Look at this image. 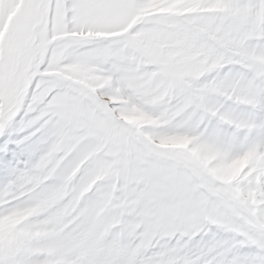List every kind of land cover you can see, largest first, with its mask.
<instances>
[{"label":"snow or ice","instance_id":"obj_1","mask_svg":"<svg viewBox=\"0 0 264 264\" xmlns=\"http://www.w3.org/2000/svg\"><path fill=\"white\" fill-rule=\"evenodd\" d=\"M134 20L135 28L118 34ZM143 37L166 67L170 53L192 45L214 60L211 74L181 83L173 114L209 149L251 157L237 183L123 125V106L106 104L68 70L99 76L109 95L131 105L137 92L127 53ZM258 57L264 0H0V217L30 213L0 238V264H264ZM101 148L125 191L110 243L112 222L98 220L104 202L89 191Z\"/></svg>","mask_w":264,"mask_h":264},{"label":"clouds","instance_id":"obj_2","mask_svg":"<svg viewBox=\"0 0 264 264\" xmlns=\"http://www.w3.org/2000/svg\"><path fill=\"white\" fill-rule=\"evenodd\" d=\"M175 4H197L200 0H171ZM222 0H215L217 6ZM155 11H164L157 9ZM153 12L147 13L152 15ZM136 27V21L122 29L118 34H124ZM136 35V33H133ZM154 41L143 37L142 41L129 48L127 56L132 70L134 87L137 92V102L128 104L124 97L109 95L103 80L96 75H87L77 68L68 69L78 76L83 86L91 91L102 94V99L108 105L123 106V111L117 113L118 120L133 130L143 132L158 148L170 152L183 153L203 164L213 177L227 184H235L248 172L251 157L248 155L226 158L220 153L209 149L199 142L195 134L189 133L183 126L184 117L178 111L174 113L181 102L180 86L182 82L194 85L197 81L211 74L214 60L202 47L192 45L186 49L170 53L172 65L166 67L151 55ZM264 62V57H258ZM179 76L180 80H177ZM4 106L0 104V116ZM167 114L161 118L160 114ZM95 174L90 181L89 191L97 190V195L104 202L99 213V223L112 222L120 215L121 205L125 197L122 178L118 166L111 158L106 148H101L94 157ZM30 213L27 210H16L0 217V238L24 223ZM121 224L119 220L111 223L107 242L117 238ZM161 240L166 237L159 233Z\"/></svg>","mask_w":264,"mask_h":264}]
</instances>
